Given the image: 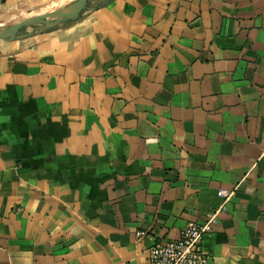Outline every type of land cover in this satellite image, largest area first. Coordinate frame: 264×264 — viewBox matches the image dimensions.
I'll use <instances>...</instances> for the list:
<instances>
[{"label": "crops", "instance_id": "0c3cea01", "mask_svg": "<svg viewBox=\"0 0 264 264\" xmlns=\"http://www.w3.org/2000/svg\"><path fill=\"white\" fill-rule=\"evenodd\" d=\"M236 187L208 264H264V0H102L0 41V264H146Z\"/></svg>", "mask_w": 264, "mask_h": 264}, {"label": "built area", "instance_id": "2783aa9c", "mask_svg": "<svg viewBox=\"0 0 264 264\" xmlns=\"http://www.w3.org/2000/svg\"><path fill=\"white\" fill-rule=\"evenodd\" d=\"M236 187L232 191H221L219 195L223 203L204 223L190 221L181 231L179 237L172 241L154 244L147 250L146 264H208V257L203 250V240L213 231L218 222V214L224 205L235 195ZM145 235L139 232L137 236Z\"/></svg>", "mask_w": 264, "mask_h": 264}, {"label": "water", "instance_id": "95a60500", "mask_svg": "<svg viewBox=\"0 0 264 264\" xmlns=\"http://www.w3.org/2000/svg\"><path fill=\"white\" fill-rule=\"evenodd\" d=\"M92 1L94 0H77L71 6L53 11L50 14L29 17L9 29L0 32V40L13 42L20 38L33 36L35 33L43 30H52L63 23L77 20L82 14L92 8L90 7ZM30 26H38L40 29L35 33L22 37V32Z\"/></svg>", "mask_w": 264, "mask_h": 264}, {"label": "rangeland", "instance_id": "374dc122", "mask_svg": "<svg viewBox=\"0 0 264 264\" xmlns=\"http://www.w3.org/2000/svg\"><path fill=\"white\" fill-rule=\"evenodd\" d=\"M77 0H38L30 3H22L16 5L12 8H8L2 12H0V32H3L13 25L33 16L37 15H46L50 14L53 11H57L63 9L65 7L71 6ZM102 0H94L92 1L90 7H94ZM55 7H54V5ZM49 7V9H48ZM40 8V9H39ZM41 10V12H40ZM26 11V12H25ZM44 11V12H43ZM25 14H24V13ZM22 13V14H21ZM41 13V14H40ZM29 14V15H28ZM25 15V16H22ZM14 18V20H12ZM25 17V19H24ZM21 18V19H20ZM12 20V21H11ZM20 20V21H19ZM18 21V22H17ZM2 23V25H1ZM40 27L38 26H30L22 32V37L27 34H32L39 31ZM2 41V40H0Z\"/></svg>", "mask_w": 264, "mask_h": 264}, {"label": "bare ground", "instance_id": "6f19581e", "mask_svg": "<svg viewBox=\"0 0 264 264\" xmlns=\"http://www.w3.org/2000/svg\"><path fill=\"white\" fill-rule=\"evenodd\" d=\"M53 5H54V4H53ZM55 5H56V4H55ZM55 5H54V7H55ZM39 9H40V8H39ZM48 9H49V7H48ZM25 12H26V11H25ZM40 12H41V10H40ZM43 12H44V11H43ZM23 13H24V12H23ZM21 14H22V13H21ZM24 14H25V13H24ZM40 14H41V13H40ZM28 15H29V14H28ZM21 16H22V15H21ZM23 16H25V15H23ZM23 16H22V17H23ZM14 19H16V18L13 17L12 20H14ZM20 19H21V18H20ZM24 19H25V17H24ZM12 20H11V21H12ZM19 21H20V20H19ZM17 22H18V21H17ZM1 25H2V23H1Z\"/></svg>", "mask_w": 264, "mask_h": 264}]
</instances>
